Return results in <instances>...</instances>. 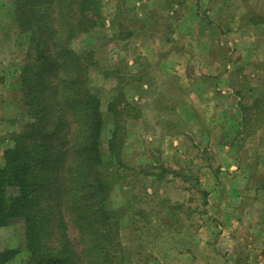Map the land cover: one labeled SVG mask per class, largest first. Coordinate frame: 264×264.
<instances>
[{
	"label": "trees",
	"instance_id": "16d2710c",
	"mask_svg": "<svg viewBox=\"0 0 264 264\" xmlns=\"http://www.w3.org/2000/svg\"><path fill=\"white\" fill-rule=\"evenodd\" d=\"M102 3L13 0L17 27L28 37L18 85L30 121L12 132L0 161V228L24 223L23 264L125 262L121 215L109 205L114 176L103 169L111 155L119 175L128 168L120 156L131 112L125 100L108 104L114 127L106 155L102 103L88 88V72L71 45L92 30L94 16L105 21ZM121 114L130 117L120 122ZM18 254L0 251V264H12Z\"/></svg>",
	"mask_w": 264,
	"mask_h": 264
},
{
	"label": "rangeland",
	"instance_id": "374dc122",
	"mask_svg": "<svg viewBox=\"0 0 264 264\" xmlns=\"http://www.w3.org/2000/svg\"><path fill=\"white\" fill-rule=\"evenodd\" d=\"M135 1L138 0H103L102 15L105 21L102 23L94 16L93 20L97 23L89 32L91 34L77 37L79 39L74 43L80 64L88 72L87 86L102 103L105 124L102 143L106 155L109 154L108 141L114 127V117L108 104L112 100L120 103L125 100L129 104L127 111L131 112V117L121 114L124 119L120 121L130 117L126 120V138L120 156L128 168L120 171L119 175L114 164L116 160L111 155L106 159L103 169L105 174L111 172L114 176L109 205L121 215L120 240L125 253L124 264H210V259L222 264L228 255L230 244L239 240L238 235H235L238 233H231L234 225L226 216L232 203L226 198L229 188L227 182L233 174L219 172L217 179L221 177L226 183L220 179V186L212 194L208 192L206 195L203 193L204 188L214 186L213 177L218 170L216 166L220 158H216L218 152L207 149L202 139L204 136L192 131L193 135L186 133V136L174 140L167 136L166 130L169 126L180 129L183 125L181 122L176 124V121L166 120L162 116L157 118V127L154 120L136 117L142 116L141 109L138 108V103L143 101L140 88L150 90L149 82L144 81V75L140 76L134 69V64L146 65L143 43L148 41L147 36L153 31L163 30L171 38L175 26L191 28L187 26L188 22H181L183 18L180 15L184 16L186 9L174 10L177 24L166 19L167 14L172 13L170 8L154 10L150 17L153 23L150 24L148 13L143 8H137ZM243 1L250 3L248 1L251 0ZM252 1L262 6L263 13L257 17L264 20V0ZM13 20L12 27L20 34L21 40L28 43L27 35L17 27L14 14ZM203 28L207 27L203 25ZM142 30L145 33L142 34ZM149 30L150 33H147ZM133 32H137L136 36ZM158 47L159 44L156 43V49ZM170 51L179 53L181 47L174 44ZM87 53L89 57L84 60ZM253 63L249 64L251 68L256 67ZM122 67L128 72L124 74L119 69ZM11 84H15L12 95L17 102V108L13 111L17 123L12 127H15L14 131H19L30 118L23 107L15 78ZM153 90L161 92L162 88L155 85ZM259 93L260 96L264 94L262 91ZM148 97L145 104L149 109L152 107V99ZM261 101L264 102V96ZM123 105L119 108L122 109ZM146 115L150 116V113L146 112ZM259 121L255 118L251 120V132L256 131ZM6 129L0 122V134ZM67 129L68 127L64 130ZM165 135L167 138H164ZM6 139L0 136V145ZM212 147L214 146H209ZM147 173L161 174L163 178L158 180L155 175ZM208 180V184H204ZM43 197H46L45 190ZM24 228L21 220H14L0 230V244L6 243L10 248L18 249L19 254L12 264H23L27 256ZM198 242L202 244L199 246ZM215 245L219 248L217 250L216 247V254L213 249Z\"/></svg>",
	"mask_w": 264,
	"mask_h": 264
},
{
	"label": "crops",
	"instance_id": "0c3cea01",
	"mask_svg": "<svg viewBox=\"0 0 264 264\" xmlns=\"http://www.w3.org/2000/svg\"><path fill=\"white\" fill-rule=\"evenodd\" d=\"M246 2L138 0L134 3L146 10L150 24L154 10L170 8L172 13L166 19L177 24L174 10L186 9L184 16L180 15L181 22H188L191 28L175 26L171 38L163 30L153 31L143 43L146 65L134 64V69L140 76L144 75L150 90L140 88L143 101L138 103V108L142 116L137 118L154 120L157 127V118L162 116L176 124L181 122L180 129L169 126L166 130L167 136L174 140L186 133L193 135L192 131L204 136L207 149L218 152L216 158H220L213 175L214 186L204 188L207 192L212 194L222 183L220 179L226 183L221 177L217 179L219 172L233 174L227 182L226 198L232 203L226 216L234 225L231 233H238L235 235L239 240L230 244L222 264H264V102L259 93L264 91V20L257 17L263 13L262 6L256 1ZM13 25V0H0V122L7 128L0 134L7 138L0 145V161L4 149L11 144L10 135L15 128L12 126L17 123L13 112L17 102L12 95L15 84L11 82L15 78L18 85L28 48ZM77 39L71 43L73 48ZM155 42L159 44L157 49ZM174 44L181 47L179 53L170 51ZM251 63L256 67L251 68ZM119 69L124 74L128 72L125 67ZM155 85L162 91L155 92ZM146 97L152 99L149 109ZM254 118L260 121L256 131L251 132ZM248 141L251 143L247 144ZM210 145L214 147L209 148ZM216 247H213L215 254ZM7 248L10 246L6 243L0 244V251Z\"/></svg>",
	"mask_w": 264,
	"mask_h": 264
}]
</instances>
